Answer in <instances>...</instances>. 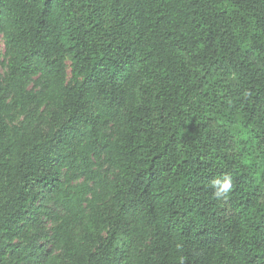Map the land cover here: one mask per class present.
<instances>
[{
  "label": "trees",
  "instance_id": "obj_1",
  "mask_svg": "<svg viewBox=\"0 0 264 264\" xmlns=\"http://www.w3.org/2000/svg\"><path fill=\"white\" fill-rule=\"evenodd\" d=\"M0 36V264H264V0H0Z\"/></svg>",
  "mask_w": 264,
  "mask_h": 264
},
{
  "label": "clouds",
  "instance_id": "obj_2",
  "mask_svg": "<svg viewBox=\"0 0 264 264\" xmlns=\"http://www.w3.org/2000/svg\"><path fill=\"white\" fill-rule=\"evenodd\" d=\"M211 187H213L214 189L213 194L217 199L226 198L232 188L231 178L228 176H225L222 180L215 179L212 181ZM181 264H183V262H181Z\"/></svg>",
  "mask_w": 264,
  "mask_h": 264
},
{
  "label": "rangeland",
  "instance_id": "obj_3",
  "mask_svg": "<svg viewBox=\"0 0 264 264\" xmlns=\"http://www.w3.org/2000/svg\"><path fill=\"white\" fill-rule=\"evenodd\" d=\"M5 64H6V57H5L4 40H3L2 36H0V74L2 76H4L6 73ZM68 65H69V63H68ZM68 80L71 81V74L70 73H69Z\"/></svg>",
  "mask_w": 264,
  "mask_h": 264
}]
</instances>
